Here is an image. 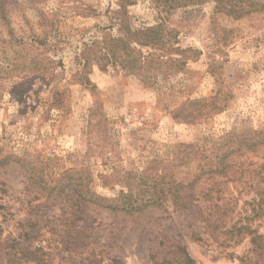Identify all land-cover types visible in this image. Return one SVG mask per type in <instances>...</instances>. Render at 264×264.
I'll use <instances>...</instances> for the list:
<instances>
[{"label": "rangeland", "instance_id": "obj_1", "mask_svg": "<svg viewBox=\"0 0 264 264\" xmlns=\"http://www.w3.org/2000/svg\"><path fill=\"white\" fill-rule=\"evenodd\" d=\"M117 9V0H0V244L39 249L47 264H181L178 248L193 264L247 254L264 263L235 231L264 237V145L195 180L221 149L264 133V13L132 0V32L161 24L184 66L142 84L118 64L91 63L85 85L80 52L123 38ZM188 101H204L201 113L175 120ZM86 191L106 201L86 203ZM121 192L141 210L101 207ZM11 260L1 246L0 264Z\"/></svg>", "mask_w": 264, "mask_h": 264}, {"label": "trees", "instance_id": "obj_2", "mask_svg": "<svg viewBox=\"0 0 264 264\" xmlns=\"http://www.w3.org/2000/svg\"><path fill=\"white\" fill-rule=\"evenodd\" d=\"M215 3V11L218 13H224L226 15L232 16V18H241L246 15L253 13H264V0H210ZM132 5V0H117L118 9L114 12L117 15L116 26L118 32L121 30L124 31L123 38H108L105 39L103 36L100 41L93 42L90 45H86L84 49L80 52L79 60L82 65V79L85 85H89V81L86 79V73L88 66L92 64L98 65L100 70H105L108 65L117 66V64L123 69H127L129 72L134 74L142 84H147L152 80L151 77L148 78V75L153 72H159L162 67H168L167 70L171 71L174 69V72H177L180 67L184 66L182 60L183 55L186 51H182L179 48H167L166 50V41L163 37L164 29L161 24H155L153 26H148L141 30L132 32V29L128 22L127 9ZM93 46L99 50H92ZM139 48L140 50H137ZM149 49L151 53H147L146 56L142 55L141 49ZM166 51V52H165ZM172 56H182L180 59H174L169 57ZM184 59V58H183ZM105 67V68H104ZM163 73V71H160ZM159 74V73H158ZM188 104V105H187ZM204 101H188L180 109L176 110L174 113V119H181L182 121L189 120L193 115H198L201 113L200 106H203ZM186 105V106H185ZM190 106L191 112L188 111ZM188 107V108H187ZM194 108V109H192ZM184 111L185 114L181 115V112ZM188 111V112H185ZM180 113V115H179ZM193 120V118H191ZM264 145V133H257L255 139L242 140L240 142H233L232 145H227L218 156L215 157V170L211 169V166H207V170H203V167L199 169L198 175L195 180H199L201 175H208L211 177L213 173L217 170L224 171L226 169L225 161L228 160L231 156L237 155L241 151H255V148L258 146ZM195 146L185 145L182 148L186 150H191ZM198 151L202 149L198 148ZM6 161L5 159L2 160ZM206 165V164H204ZM89 183V181L87 182ZM195 182H192L188 187L181 186L180 190H186ZM167 194L171 195V192L168 191ZM86 198L84 201L86 203L99 205L98 202L106 201L98 196L86 191ZM182 197L178 196V200L183 204L182 207L186 208L184 204V195L183 191L181 193ZM119 201L120 204H119ZM130 194L120 193V196L116 199L110 200L111 203L115 202L116 204H108L104 209H107L111 212H123L125 214H131L138 212L141 209L139 207H134L131 202ZM119 204V205H118ZM205 218L210 221V218H213L212 215H204ZM211 227V226H210ZM214 229H216L214 227ZM238 233L241 231L247 232L250 240V250L251 252H256L260 256L259 258L264 261V237L255 235L254 231L243 226L235 230ZM0 232H2L0 228ZM3 247V250L7 251V255L11 260L10 263L21 264V263H34V264H47L46 261L42 259V253L39 249H29V248H20L18 246H13L9 244L8 241L2 242L0 244ZM0 246V247H1ZM179 254L183 257L181 264H193L192 259L186 253L184 248H178ZM242 264H257L255 261H251L249 254L241 258ZM259 264H264L259 262Z\"/></svg>", "mask_w": 264, "mask_h": 264}]
</instances>
